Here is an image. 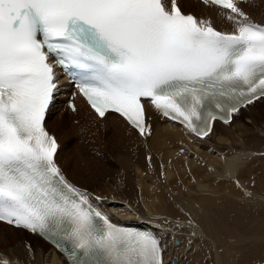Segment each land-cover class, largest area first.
<instances>
[{"label":"snow or ice","instance_id":"6c2138e0","mask_svg":"<svg viewBox=\"0 0 264 264\" xmlns=\"http://www.w3.org/2000/svg\"><path fill=\"white\" fill-rule=\"evenodd\" d=\"M211 2L234 30L177 0H0V221L47 238L70 264H179L165 261L162 236L113 223L105 198L66 176L46 114L63 70L99 117L119 114L141 136L152 130L145 101L198 137L230 123L264 97V23L244 0Z\"/></svg>","mask_w":264,"mask_h":264},{"label":"bare ground","instance_id":"6f19581e","mask_svg":"<svg viewBox=\"0 0 264 264\" xmlns=\"http://www.w3.org/2000/svg\"><path fill=\"white\" fill-rule=\"evenodd\" d=\"M181 3L185 11L194 12L201 19L211 20L220 27L233 24L226 18L228 11H218L212 5L199 1L181 0ZM241 6L247 13L264 21V0H247ZM67 91L68 85L63 88L64 93ZM262 103L264 98L241 109L230 123L216 122L206 137H198L174 121L161 118L150 106L148 111L153 119L151 135L141 136L115 113L100 119L83 99L76 103V115L70 112L71 120L78 119V124L67 126L58 118L50 120L52 115L47 123L59 139L58 160L68 178L92 195L105 197L111 207L108 209L113 210L114 215L104 205L102 208L117 222L138 223L162 236V242L169 246L165 252L166 262L174 253L176 244L172 242L175 237L182 242L181 247H175L177 253L186 249L187 239L196 238L203 244L202 239L206 238L209 252L211 249L215 251L214 264H264V243L261 242L264 237V202L252 199L253 193L249 192L248 185L246 188L251 196L243 189L253 177L251 180L260 179L258 187L264 195V178H261L264 175V106L253 112ZM52 109L55 110V106ZM76 130L81 133L74 138L73 131L79 132ZM74 141V145L69 146ZM67 159H70L69 163L65 162ZM85 172L100 184L95 185L94 192L90 191V181L83 179ZM110 172L127 175L129 181L123 191L116 190L115 193L100 189ZM136 175H139L138 183L142 186V202L134 186L137 177H133ZM163 180H167L171 191L176 192L171 201H167L163 194V186L166 188ZM194 185L199 187L198 191ZM191 189L197 192L191 194ZM189 214L196 227L188 224ZM156 225L169 231L165 234ZM192 231L196 232L195 237L191 235ZM250 238L253 244L254 241L256 243L248 254L243 255L239 249L236 250V243ZM0 243L12 246L9 249L0 246V256L10 259L13 264H44L45 257L47 264H68L36 234L1 221ZM186 257L184 259L187 260L190 256ZM201 261L204 263L203 259ZM183 263L179 261V264Z\"/></svg>","mask_w":264,"mask_h":264},{"label":"rangeland","instance_id":"374dc122","mask_svg":"<svg viewBox=\"0 0 264 264\" xmlns=\"http://www.w3.org/2000/svg\"><path fill=\"white\" fill-rule=\"evenodd\" d=\"M256 18V17H255ZM257 20H260V19H258V18H256ZM260 21H262V20H260ZM264 21H262V23H263ZM264 106V103H262V105L261 106H259L258 108H256L255 110H253V112H256V111H259V109L261 108V107H263ZM64 107L61 105L60 107H56L55 108V110L53 111V113H52V117H51V119L50 120H56L57 118H58V121L59 122H65V124H67V126H70V125H75V124H78V122H77V120H75V119H73V120H71V116H70V112L69 111H65L64 109H63ZM82 108V107H81ZM74 114V113H73ZM74 115H76V114H74ZM258 116V115H257ZM49 120V121H50ZM247 121V120H246ZM254 128H256L255 126H253ZM76 131H79V130H76ZM79 133H81V131H79V132H75V131H73V135H75L74 136V138L77 136H79L80 134ZM259 133L261 134L262 132H260L259 131ZM263 134V133H262ZM72 135V136H73ZM76 137V138H77ZM72 140H74V139H72ZM213 140H214V138H213ZM215 141H217V140H215ZM214 142V141H213ZM74 143H75V141L74 142H71V143H69V146L70 145H74ZM68 149V148H67ZM262 157H264V153H263V155H262ZM158 159H159V157H158ZM69 161H70V159H67V160H65V162H67V163H69ZM71 164V163H70ZM163 166V165H162ZM70 168L71 169H73L74 170V165L73 164H71V166H70ZM162 168V167H161ZM163 171V170H162ZM120 172V171H119ZM118 172V174H116V173H112V172H110V173H107V176L105 177V182L103 183V186H105V188H103V186L101 185L100 186V189H103V190H106L105 192H109V190L110 191H112V192H115L116 193V190H117V192H119V191H123L125 188H126V185H127V183H128V181H129V178H127L126 176L127 175H124V173H119ZM87 174V175H86ZM113 174V175H112ZM262 175V174H261ZM260 175V176H261ZM108 177V178H107ZM117 177V178H116ZM125 177V178H124ZM137 177V178H136ZM138 177H139V175L137 176H134L133 178L135 179L134 180V182H135V184H134V186H135V188H136V190H137V195H138V198H139V201L140 202H142V195H141V193H142V191H141V185H139V183H138ZM164 177H165V175H164ZM87 179V180H89L90 181V187H91V189H90V191H95L96 190V186L95 185H100L99 183H95L94 181H93V176H90V174L89 173H87V172H85V173H83V179ZM113 178V179H112ZM115 178V179H114ZM133 178H131V180H133ZM261 178H264V175H262V177ZM117 179V180H116ZM251 179H253V177L251 178ZM251 179H249L248 180V182L250 183V185H249V183L248 182H246V184H245V188H243L245 191H247V189L248 188H246L247 187V185H248V187L250 188L249 189V192L251 193H253L252 194V199L253 200H256V202H258L259 201V199H260V202H264V195H262L261 193H260V191H259V187H258V182L257 181H259L260 179H256V180H251ZM114 180V181H113ZM117 181V182H116ZM122 181V182H121ZM263 181H264V179H263ZM163 183H165L164 185L166 186V188L163 186V194H164V196L166 197V199H167V201H171L172 200V196L173 195H175L176 194V192H174V191H171V187H169L168 186V181L167 180H163L162 181ZM95 183V184H94ZM114 184V185H113ZM120 186H119V185ZM122 184V185H121ZM109 185H111V186H109ZM93 186V187H92ZM122 186V187H121ZM139 186V187H138ZM195 187H196V189H197V191L199 190V187L197 186V185H194ZM118 187V188H117ZM138 187V188H137ZM120 188H122V189H120ZM140 188V189H139ZM93 189V190H92ZM166 189V190H165ZM192 190V189H191ZM201 190V189H200ZM89 191V190H88ZM140 191H141V193H140ZM194 191L195 190H192V192H191V194L192 193H194ZM197 191H195V193L197 192ZM248 191L246 192V193H249ZM170 194V195H169ZM193 195H195V194H193ZM94 196V195H93ZM170 196V198H167V197H169ZM249 196H251V195H249ZM105 198V197H104ZM170 199V200H169ZM107 200H106V198H105V200L102 202V205H104L105 206V208L106 209H111V207H110V204L109 203H107L106 202ZM108 209V210H109ZM109 212H112V214L114 215V212H113V210H109ZM138 224V223H137ZM161 231H163V233H167V231H169V230H166L164 227H160V225H156ZM162 228V229H161ZM5 233H6V235H8L7 234V231H5ZM190 239V238H189ZM189 239H187L186 241H187V243L189 242ZM196 238H191V240H192V250H188V248H189V245H187V243H186V246H185V250L184 251H182V252H180V251H178V253H177V249L175 250V247L176 248H178V247H181L182 245V242H181V240L179 239H177V238H175V241H173L172 243L173 244H176L175 246H174V253L172 254V255H170L169 257H168V260H169V258L171 257H173L174 258V256H176L177 254H178V257L176 256V258H178V261H180L181 260V263H183L182 262V260L184 261V263H188V264H191V263H193V264H197V261H198V264H204L205 262V264H214V262H215V257H214V250L213 249H211V251L209 252V250H210V246L208 245V244H206V238L205 239H202L203 241H204V243L202 244V242H200L198 239H196ZM251 241V242H249V241ZM253 240V239H252ZM252 240H251V238L250 239H247L245 242H243L242 241V243H236V250H238L241 254H243V255H246V254H248L249 253V250L250 249H252V247H253V245L256 243V241H254V244H253V242H252ZM176 241H179V243L177 244L176 243ZM247 241H248V243H247ZM263 241V243H264V237H262L261 238V242ZM45 242V241H44ZM233 243V242H232ZM250 243V244H249ZM163 244H165V245H167V248H168V250H169V246H168V244L167 243H163ZM199 244V245H198ZM181 245V246H180ZM205 245H207V246H205ZM0 246H6L7 247V249H9V247H12L11 245H9V243L8 244H6V243H4V244H1L0 243ZM197 246H199V248L197 247ZM263 246V248H264V245H262ZM194 247V248H193ZM197 247V248H196ZM241 247H243L242 248V250H243V252H242V250H241ZM241 250V251H240ZM248 250V251H247ZM168 252V251H167ZM184 252V253H183ZM177 253V254H176ZM182 253V254H181ZM187 255H186V254ZM210 253H211V255H210ZM262 253V252H261ZM47 254V253H46ZM180 255V256H179ZM188 255L190 256V257H188ZM253 256H255L254 254H252ZM263 255H264V253H263ZM188 258H187V257ZM202 256V259H203V261H204V263L201 261L202 259L200 258ZM207 256H209V257H207ZM45 257V256H44ZM187 258V260L186 259H184V258ZM182 258V259H181ZM193 258V259H192ZM263 258H264V256H263ZM191 260L190 261V263H189V260ZM207 259V260H206ZM46 260H47V258L45 257L44 258V264H47V262H46ZM201 262H200V261ZM172 261V260H171ZM170 261V262H171ZM185 261H187V262H185ZM169 262V261H168ZM183 263V264H184ZM259 264V263H258Z\"/></svg>","mask_w":264,"mask_h":264}]
</instances>
